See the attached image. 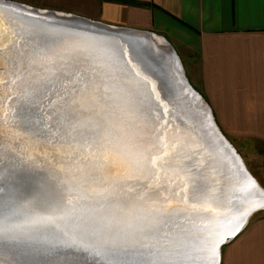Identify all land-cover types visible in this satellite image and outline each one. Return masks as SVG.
<instances>
[{
	"label": "snow or ice",
	"instance_id": "6c2138e0",
	"mask_svg": "<svg viewBox=\"0 0 264 264\" xmlns=\"http://www.w3.org/2000/svg\"><path fill=\"white\" fill-rule=\"evenodd\" d=\"M12 35L15 41L3 43L0 33V85H15L21 106L0 110V162L7 127L16 133L9 158L34 145L48 149L61 192L54 201L20 204L19 188L0 170V250L45 254L56 264L54 250L35 247L26 229L71 228L95 238L93 252L106 264H219L220 246L253 209L233 213L214 203L213 185L222 181L212 175L211 154L203 160V146L164 119L159 93L144 78H129L106 52L50 47L29 39L38 33L25 25ZM37 65L42 71H32ZM6 66L14 70L8 80Z\"/></svg>",
	"mask_w": 264,
	"mask_h": 264
},
{
	"label": "water",
	"instance_id": "95a60500",
	"mask_svg": "<svg viewBox=\"0 0 264 264\" xmlns=\"http://www.w3.org/2000/svg\"><path fill=\"white\" fill-rule=\"evenodd\" d=\"M21 25L32 27L38 33L29 39H36L53 48L62 45L89 46L98 53L106 52L110 55L115 67L123 68L129 78H144L148 82L147 87L154 88L159 93L160 102L168 108V115L164 119L170 121L173 129L179 128L186 133L191 143L203 146V160L209 159L208 153L211 154L212 167L216 169L212 175L222 181L213 185L218 198L214 203L222 208L230 207L233 213L253 209L244 219L242 229L254 212L264 209L254 208L264 202V188L252 176L240 154L219 129L210 106L188 81L179 56L168 41L164 43V51L158 53L155 47L157 38L153 32L108 25L79 15L41 9L17 1L0 0V33H3V43L15 41L12 32L19 31ZM151 51L159 54L158 57L149 55ZM163 60L167 65L162 63ZM12 71L6 66L2 73L3 79L8 80ZM32 71L39 72L42 69L37 65ZM136 72L140 73V77L135 76ZM115 103L123 106L119 98ZM20 106L16 86L10 83L0 85V110ZM117 115L123 117L119 111ZM15 135V131L5 128V156L0 162V170L5 177H11L10 183L19 188V203L26 204L36 198L54 201L61 192L59 178L54 175L59 167L57 159L49 154L48 149L41 150L39 145L32 146L28 152L22 149L13 152V158H9V138ZM233 185L247 187L243 192H237ZM173 190H176L175 185ZM26 231L33 237L35 247L54 250L57 254L56 264H85V261L87 264H106L102 256L93 252L94 248L100 247L93 237L84 236L71 228L64 232L42 229ZM226 243L220 246L219 264L222 247ZM48 259L45 254L17 257L7 249L0 250V264H47Z\"/></svg>",
	"mask_w": 264,
	"mask_h": 264
},
{
	"label": "crops",
	"instance_id": "0c3cea01",
	"mask_svg": "<svg viewBox=\"0 0 264 264\" xmlns=\"http://www.w3.org/2000/svg\"><path fill=\"white\" fill-rule=\"evenodd\" d=\"M12 1L168 41L224 136L239 154L264 163V0ZM242 159L253 169L255 161ZM220 264H264V213L223 246Z\"/></svg>",
	"mask_w": 264,
	"mask_h": 264
},
{
	"label": "rangeland",
	"instance_id": "374dc122",
	"mask_svg": "<svg viewBox=\"0 0 264 264\" xmlns=\"http://www.w3.org/2000/svg\"><path fill=\"white\" fill-rule=\"evenodd\" d=\"M154 36L155 37H157V38H160L161 39V37L160 36H157V35H155L154 34ZM163 39V38H162ZM161 39V40H162ZM163 41L166 43V41L163 39ZM163 47V46H162ZM182 66H183V64H182ZM183 69H184V66H183ZM185 73H186V71H185ZM186 75V77H187V74H185ZM189 76V75H188ZM239 152V151H238ZM240 155L242 156V158H245L246 159V161H248V162H253V161H255V164L254 163H252L251 165H252V168L253 169H249L248 167H247V169L250 171V173L252 174V176L253 177H255L258 181H259V183L261 184V186L264 188V170L262 171V172H259L258 171V169H255L254 167H256V168H264V163H262L261 161H257V159L256 158H252V155H246V153L245 152H243L242 154L240 153ZM247 166V165H246ZM249 166V165H248ZM264 213V209H261V210H258V211H256V212H254L252 215H251V217H250V219H249V221L251 220V219H253L254 217H256V216H259V215H261V214H263ZM223 248V247H222Z\"/></svg>",
	"mask_w": 264,
	"mask_h": 264
},
{
	"label": "bare ground",
	"instance_id": "6f19581e",
	"mask_svg": "<svg viewBox=\"0 0 264 264\" xmlns=\"http://www.w3.org/2000/svg\"><path fill=\"white\" fill-rule=\"evenodd\" d=\"M42 9V8H41ZM58 12H62V13H67V12H63V11H58ZM157 38V37H156ZM162 39V38H161ZM160 38H157V40H155V43H156V45H155V47H156V51L158 52V53H160V52H162V51H164V49H163V47H165L164 45V41H163V39L161 40ZM163 46V47H162ZM149 55H154L155 57H158V55L159 54H156V52L155 53H152V51L150 52V53H148ZM163 64H165V65H167L166 64V62H165V60H163V62H162ZM219 151V150H218ZM264 203V202H263ZM259 204H262V202L261 203H258V205Z\"/></svg>",
	"mask_w": 264,
	"mask_h": 264
}]
</instances>
